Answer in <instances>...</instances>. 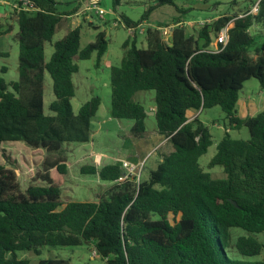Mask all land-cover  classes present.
Instances as JSON below:
<instances>
[{"label": "trees", "instance_id": "16d2710c", "mask_svg": "<svg viewBox=\"0 0 264 264\" xmlns=\"http://www.w3.org/2000/svg\"><path fill=\"white\" fill-rule=\"evenodd\" d=\"M27 1L35 9L14 10L18 80L8 84L0 77V146L23 142L44 150L45 159L38 173L42 184H30L23 191L15 170L0 164V264H31L18 259L17 252L39 254L46 247L82 245L91 246L105 264H264V240L258 238L264 236V108L247 117H241L238 109L247 80L256 79L264 89V41L256 45L250 32L254 26L264 29V0L257 14H248L255 3L249 0L240 14L219 15L193 34L176 20L169 44L161 26L146 30L147 48L124 43L121 64L110 69L111 116L132 120V136L143 138L148 114L134 95L154 91L156 131L166 139L160 161L147 181L132 176L118 182L124 174L121 163L83 165L81 174L96 175L109 186L95 201L68 202L61 197L69 172L63 146L91 140L92 120L101 105L100 98L93 97L74 113L75 59L88 60L96 53L99 63L108 40L100 31L94 42L80 49V28L67 30L45 62V43L87 0H76L77 6L68 10H60L62 3L57 0ZM153 2L139 22L118 15L124 27L136 28L152 9L174 5V0ZM119 4L120 0H112L114 11ZM2 8L0 3V39L14 28L3 29ZM228 24L225 48L209 52ZM8 56L0 50V58ZM0 71L5 73L7 68ZM46 72L55 96L49 106L53 115L44 113ZM213 107L224 112L228 129L207 168L221 167L224 178H213L200 165L213 137L199 116L189 117L190 111ZM243 127L249 132L246 140L228 133ZM232 228L249 234L238 237L237 253L261 259L242 260L228 254ZM37 264H70V260L40 259Z\"/></svg>", "mask_w": 264, "mask_h": 264}, {"label": "rangeland", "instance_id": "374dc122", "mask_svg": "<svg viewBox=\"0 0 264 264\" xmlns=\"http://www.w3.org/2000/svg\"><path fill=\"white\" fill-rule=\"evenodd\" d=\"M62 3L60 10H68L77 6L76 0H57ZM103 8L107 11L103 20H98L94 15L80 14L67 17L64 23L56 30L51 42H46L44 46L45 62H48L54 52L53 44L62 39L67 30L80 28V49L95 41L98 32L106 33L108 48L101 61L98 63L97 54L93 53L88 60L75 59L78 65V72L73 75L75 96L72 99V107L75 114H78L81 106L93 97L101 100L100 108L92 120V136L87 143H67L63 146L64 153L69 158V172L64 178V185L61 190V197L64 202L68 201H95L99 195L109 186L96 175H83L80 168L83 165L92 164L98 167L119 163L123 147L134 144L131 138L132 120L115 119L111 116V86L110 69L112 66H119L125 54L124 43L128 40L130 46L135 43L139 49L147 48L146 30L148 27L161 26L163 38L168 35V44L171 39L172 24L176 20L184 23L188 34H193L199 28L198 22L203 19H215L219 15H238L249 4V0H174V5H164L152 9L142 26H137L134 30H129L123 26H115L114 22L118 15L128 18L132 22L141 21L145 12L153 6V0H120V4L113 10L112 0H101ZM80 7L76 14L79 12ZM3 29L7 30L12 25L13 31L0 39V50L9 53L8 57L0 58V69L6 67L7 71L2 73L6 83L10 84L18 80L19 45L13 39L18 31L15 11L5 4L2 8ZM90 23L98 26L94 29ZM170 25V26H168ZM168 26V27H166ZM256 45L264 41V29L254 26L250 30ZM253 54V51L251 52ZM55 100L53 93L52 78L48 72L45 73L44 81V113L53 115L49 106ZM134 100L141 103L150 112L155 106L154 91H139L134 95ZM240 102L238 109L241 110L243 101L261 102L264 100V89L256 79L247 80L240 92ZM199 119L210 130L213 137V144L209 147L199 162L205 171L210 172L213 178H224L223 169L219 166L209 170L207 168L210 160L216 153L217 143L225 136L228 129V121L220 107L205 109L199 114ZM146 133L148 136L156 131V121L154 116L147 115L145 120ZM229 135L234 139L246 140L249 138L248 129L243 127L240 130L229 129ZM153 138V137H152ZM151 138V140H152ZM136 140V145H141V149L133 157L139 159L138 172L141 181H147L151 170L156 169L160 161L159 152L161 148L151 141ZM157 144V143H156ZM126 145V146H125ZM148 148V149H147ZM147 149V150H146ZM45 159V151L33 149L23 142L4 143L0 146V164L8 169L15 170L20 189L25 190L30 184L40 185L38 173L42 169ZM119 161V162H117ZM249 234L239 228L230 230V246L228 254L236 259L258 260L257 257H243L237 253L235 244L240 236ZM258 238L263 241L261 234ZM91 246L82 245L78 247H46L40 250L39 254L33 252H17L18 259H27L31 264H37L40 259L63 258L69 259L70 264H105L91 250Z\"/></svg>", "mask_w": 264, "mask_h": 264}, {"label": "built area", "instance_id": "2783aa9c", "mask_svg": "<svg viewBox=\"0 0 264 264\" xmlns=\"http://www.w3.org/2000/svg\"><path fill=\"white\" fill-rule=\"evenodd\" d=\"M20 1H21V4L16 2V0H0V3L3 6L5 4H8L9 6H11L13 10L35 9L34 5L30 3L29 1L27 0H20ZM260 2L261 0H255V3L250 7V11L248 12V14H257L259 12ZM80 14L87 15V17H89L91 14V15H94L98 20H103L105 15L107 14V11L103 8L101 0H87L82 3V6L79 12L75 15L78 17ZM210 20L211 19H205V20L201 19L198 22V25H203L206 22H209ZM114 25L115 26L121 25L124 27V24L121 22V19L119 16L115 20ZM230 27H231V24H228L219 31L218 35L214 38L211 44V48L209 49V52L219 53L225 48L229 40L228 32H229ZM128 29L134 30V28H128ZM171 32H172V28H171ZM167 40H168V35L164 39V41L166 42ZM119 163H121L122 168L124 169V174L118 179V182H123L132 176H136V181H139L138 172L141 171V168L139 167V165L131 164V163L124 162V161L119 162Z\"/></svg>", "mask_w": 264, "mask_h": 264}, {"label": "crops", "instance_id": "0c3cea01", "mask_svg": "<svg viewBox=\"0 0 264 264\" xmlns=\"http://www.w3.org/2000/svg\"><path fill=\"white\" fill-rule=\"evenodd\" d=\"M144 24H145V22L143 21V23H141L140 26H142ZM239 102H240V100H239ZM263 108H264V100H262L261 102L250 101V100L246 101L245 100V101H243L241 103V110L239 109V115L241 117L253 116V115L257 114L258 112H260ZM150 112H154L155 113V106L151 107ZM199 114L200 113H198V112L190 111L189 112V117H190V119H192V118H194L196 116H199ZM154 115H152V116H154ZM151 138H152V140H151ZM130 140H132V142L134 144L129 145V147H127V148L123 147V150L121 152V156L120 157H121V160L124 161V162H128V163H131V164L138 165L139 159H138V161L137 160H133V157L137 154V152L140 151L141 145H136L137 138L133 137ZM145 140H149L148 142L151 141L153 143V144H151V146L152 145H154L153 147L159 146V148H161V150H162L163 145L166 142L165 137L159 135L157 133V131L152 132V134L150 136H148L147 133H145L144 137L141 138L140 141L147 142ZM122 161H120V162H122ZM117 162H119V161H117Z\"/></svg>", "mask_w": 264, "mask_h": 264}, {"label": "water", "instance_id": "95a60500", "mask_svg": "<svg viewBox=\"0 0 264 264\" xmlns=\"http://www.w3.org/2000/svg\"><path fill=\"white\" fill-rule=\"evenodd\" d=\"M149 115H154V112H146ZM231 203L235 205V207H238L237 203L231 200Z\"/></svg>", "mask_w": 264, "mask_h": 264}]
</instances>
